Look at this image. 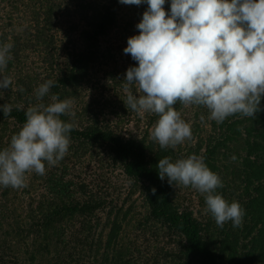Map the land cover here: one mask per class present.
I'll return each mask as SVG.
<instances>
[{"label": "rangeland", "instance_id": "1", "mask_svg": "<svg viewBox=\"0 0 264 264\" xmlns=\"http://www.w3.org/2000/svg\"><path fill=\"white\" fill-rule=\"evenodd\" d=\"M103 2L104 0H0V36H6L3 43L11 42L14 45L11 49L13 67L8 70L7 66L5 70V75L11 77L12 84L8 89L0 90V105L31 106L36 103V89L46 80H56L59 69L65 67L70 59L72 51L68 49L69 40L81 39L82 31L88 33L92 30L90 21L95 19L94 15ZM147 7V4L120 3L116 26L100 37L99 59L90 63L89 72L84 82L81 81L82 87L69 98L73 101L72 108L76 113L72 119L79 128L84 126L81 125L82 122L92 125L98 121L100 125L116 126L126 136L134 133L137 136L146 135L149 140H153L151 132L159 116L148 112L141 116L127 108L125 101L128 92L137 95L138 89L136 85L126 88V81L123 80L127 69L137 64L123 49L128 37L139 33L136 25ZM164 8L166 12L170 10V0H167ZM51 96L49 92L43 102L51 103ZM173 107L190 123L192 131L191 139H186L175 147L179 150L177 155L184 158L197 154V146H205L207 138L218 130L219 123L211 119L210 111L205 106L184 105L179 101ZM261 108L264 109V96ZM253 119H260L256 124L263 126L264 112L255 114ZM13 123L12 119H8L0 124V130L8 129L5 133L0 132L3 138L9 139L12 135L16 126ZM245 138L234 133L232 140L226 144L227 147H219L216 155V173L223 182V187L216 191L229 203L235 200L241 204L246 192L241 167V160L245 155ZM86 146L79 143H74L72 148L69 146L67 154L57 164L46 163L43 175L28 171L25 175L26 187H10L9 207H17L23 221H28L29 209L36 205L46 191L49 174L60 173L66 168L67 179L76 184L85 183L88 190L92 189L113 202V217L118 210L122 214L127 208L130 209L129 216L123 221L120 236L121 242L131 247L129 257L131 254L139 257L142 252L141 261L149 259L148 264H200L194 258L185 257L181 236L172 235L163 222L150 216L142 183L127 176L122 165H114L103 148ZM155 148L156 151L160 150L158 145ZM197 155L204 154L201 152ZM233 156L236 158L232 159ZM51 176L53 175L50 178ZM169 186L173 190L174 201L181 210H190L204 223L209 221L204 238L221 264H264V247L261 250L253 244L260 227L253 229L250 217L244 215L239 227H233L229 221L221 228L207 210L206 194H201L191 186ZM4 189L0 186V196ZM108 210L109 208L97 213L101 220L99 231L107 222ZM106 229L104 228L103 233L107 232ZM105 240L106 236L104 242ZM166 252H169L167 257ZM174 252L178 253L175 259L171 255Z\"/></svg>", "mask_w": 264, "mask_h": 264}, {"label": "clouds", "instance_id": "2", "mask_svg": "<svg viewBox=\"0 0 264 264\" xmlns=\"http://www.w3.org/2000/svg\"><path fill=\"white\" fill-rule=\"evenodd\" d=\"M120 0L123 4H147L137 23L138 34L129 36L123 49L137 64L124 76L125 87L136 85L138 94L128 92L127 108L143 116L159 118L151 138L161 148H175L191 139L190 123L173 106H205L211 119L222 123L234 114L255 117L264 96V0ZM11 42H0V90L12 84L5 70L12 59ZM54 81L36 89V103L26 110L21 129L0 149V186L26 187L28 171L45 173L46 163L55 165L69 150L74 124L71 99L51 96ZM0 110L9 115L12 105ZM236 157L233 156L232 159ZM159 178L170 185L191 186L205 195L207 210L216 224L242 225L245 211L239 201L228 202L217 192L223 187L220 175L209 168L201 155L173 160L165 156L157 164ZM155 192V188L152 189Z\"/></svg>", "mask_w": 264, "mask_h": 264}, {"label": "trees", "instance_id": "3", "mask_svg": "<svg viewBox=\"0 0 264 264\" xmlns=\"http://www.w3.org/2000/svg\"><path fill=\"white\" fill-rule=\"evenodd\" d=\"M119 9L120 0H104L94 15L95 19L90 21L92 30L88 33L82 31L81 39L69 40L68 49L72 51L70 59L65 67L59 69L58 77L50 88L51 95H57L63 100L78 93L89 72L90 63L99 59L100 37L116 26ZM5 39V35L0 36V41L4 42ZM51 52L52 50L49 51ZM12 64L11 59L8 70L13 67ZM178 103L179 101L176 102ZM28 107L30 106L16 104L12 106L9 115H4L0 110V124L8 119H12L15 122L13 124H16L9 139L0 135V149L8 147L11 137L21 129L26 120L25 113ZM262 112L264 110L257 112L256 115ZM61 118L74 124L69 133L70 148L74 147V143L85 147L90 145L103 148L114 165H122L127 176L142 183L150 216L163 222L171 230L172 235L183 238L181 243L185 257L194 258L200 264H221L204 238L209 221L204 223L190 210H181L174 201L173 190L167 178L163 181L159 178L157 169L159 159L165 156L177 159L180 157L177 155L179 150L172 147L161 148L158 142L149 140L146 135L137 136L131 133L126 136L112 124L100 125L97 121L89 125L82 122L81 125L84 126L79 128L72 117ZM253 120L242 114L226 118L224 122L219 123L218 130L207 138L205 146L198 145L195 151L197 154L202 152L206 164L217 172L216 155L219 147H227L226 144L232 140L234 133L246 137L243 148L245 155L241 160L246 192L241 205L245 215L253 221L252 228L260 227L253 244L262 250L264 125L256 124L260 119ZM7 130L0 132L5 133ZM156 145L159 151H156ZM67 174L66 168L60 173L49 174V178L50 175L53 176L46 181V191L36 205L29 209L27 216L29 220L26 222L23 221L22 215L18 214L17 207H9L11 188L4 187L3 195L0 196V264H148L149 259L141 261L142 252L139 257L133 254L129 257L131 247H127L120 239L123 221L129 216L130 209L127 208L122 214L117 209L118 212L113 217L115 208L111 204L112 201L92 189L88 190L85 183L76 184L73 180L67 179ZM153 188L155 192L152 191ZM108 208L107 222L99 231L101 220L97 213ZM104 228H107L106 235L103 233ZM168 254L169 252H166V257ZM177 254L174 252L171 255L175 259Z\"/></svg>", "mask_w": 264, "mask_h": 264}]
</instances>
